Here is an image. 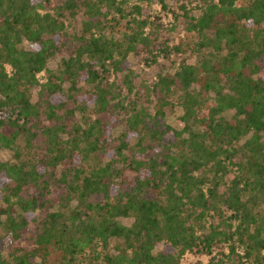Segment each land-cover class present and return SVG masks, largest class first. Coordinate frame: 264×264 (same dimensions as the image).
Segmentation results:
<instances>
[{
  "label": "trees",
  "instance_id": "16d2710c",
  "mask_svg": "<svg viewBox=\"0 0 264 264\" xmlns=\"http://www.w3.org/2000/svg\"><path fill=\"white\" fill-rule=\"evenodd\" d=\"M196 1L183 16L207 51L196 63L177 54L151 88L154 122L134 111L113 145L102 115L124 106L111 67L140 48L152 65L180 47L151 50L161 44L144 34L146 19L122 15L129 0H0V152L15 150L0 157V264H184L190 251L210 259L186 264H264V216L253 208L264 201V0ZM82 7V31L70 33ZM119 15L138 29L107 33L102 23L120 27ZM68 38L70 54L47 69ZM81 82L94 111L77 102ZM176 106L180 129L165 121ZM20 140L41 141L40 154L23 157ZM221 242L229 251L212 254Z\"/></svg>",
  "mask_w": 264,
  "mask_h": 264
},
{
  "label": "rangeland",
  "instance_id": "374dc122",
  "mask_svg": "<svg viewBox=\"0 0 264 264\" xmlns=\"http://www.w3.org/2000/svg\"><path fill=\"white\" fill-rule=\"evenodd\" d=\"M245 0H239V3ZM57 3L56 0H52V5ZM196 0H186L185 3H181V0H166V3H161L160 0H129V3L123 7L122 15L126 16V19H146L148 22L147 26L143 27L144 34H153L157 36L156 42L161 45L150 46V49H158L160 46H163L167 41L171 46H178L180 50L172 54L170 58H167L159 53L157 57V62L152 65H148L146 58L150 59V53L146 48L141 49L137 54L136 52H131L128 57L123 61L120 66V69H114L111 67L110 73L108 75V81L110 85L113 87V90L118 95L114 102L118 100L124 106V109H116L114 111V115L116 117H110V113H106L102 115L104 121V125L108 123L110 125L108 134L109 137H112L113 145L119 142L118 138L121 137L129 128L128 119L131 117L134 111L142 110L146 111V119L150 122H154V115L157 111V99L153 92H151V88L153 84L158 80V76L161 74H166L168 71L173 72L176 69L178 64L177 54L183 56L190 63H196L199 57L203 52L207 51V49L199 50L196 42L197 35L194 32L188 31L186 26V19L183 16V4H185L186 8L190 11L196 10ZM136 6H139V11L135 9ZM84 7H82V11L77 15V17L68 23L69 32L73 33V30L76 31V34L81 33L82 31V20L85 19L83 14ZM122 15H119L120 21L119 26L115 23L103 22V26H107L106 32L118 38L124 37V32L130 33L132 32V28L138 29L136 23H131L134 26H127L125 20H123ZM113 26V27H112ZM132 27V28H130ZM152 36V35H150ZM70 38L67 39V43L61 46V52L54 56L49 63L47 64V69H54L62 56H68L71 50L74 48L70 46ZM48 76L47 71H43L39 74V79L41 81H45ZM127 78L131 81L132 89L129 90V85L127 82ZM69 85L66 86V90L69 89ZM79 87L81 89V98H77V102L79 104H86L88 109L94 111L95 102L93 101L92 95L90 92L93 91V87L90 89L84 83H80ZM81 99H83L84 103H81ZM176 99H173L175 102ZM213 101V99H210ZM73 102V100H71ZM176 103V102H175ZM72 105V104H71ZM88 112V111H87ZM183 111L181 107L176 106L175 111L168 118L165 119L166 123L172 127L180 129L182 127V122L180 120V116ZM81 112L77 111L74 119H80ZM142 126V125H139ZM172 133V132H171ZM138 131L131 133L129 140L130 145H134L138 140ZM18 145H20L17 149L22 154L23 157L27 155H39L40 154V146L41 141H38L34 144L32 148H29L25 145L23 140H20ZM15 150L5 148L0 152V157L2 160H15ZM60 172V169L58 170ZM234 173V172H233ZM212 176V175H211ZM233 177V174L227 175L224 179L225 184L229 182V179ZM255 212L260 213V216H264V201H259L257 205L253 206ZM213 219L207 221L209 225ZM125 224H129V219H122ZM35 228L32 227L30 230L34 233ZM3 233V232H2ZM9 239L4 236L0 241V250L7 254V250L9 249ZM227 242H221L219 247H215L214 254L219 249H222L224 252L229 251ZM161 246L158 247L160 249ZM238 251L240 255L243 253V247H239ZM210 259V255L207 253H199L197 251L187 252L182 261L184 264L189 262H195L197 260H201L204 263H207ZM243 264H255L253 260H245L242 259ZM242 264V263H241Z\"/></svg>",
  "mask_w": 264,
  "mask_h": 264
}]
</instances>
